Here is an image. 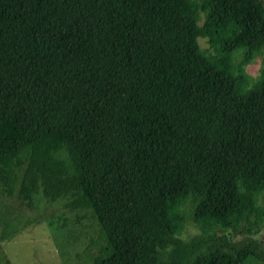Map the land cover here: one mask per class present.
Returning a JSON list of instances; mask_svg holds the SVG:
<instances>
[{"label": "trees", "instance_id": "obj_1", "mask_svg": "<svg viewBox=\"0 0 264 264\" xmlns=\"http://www.w3.org/2000/svg\"><path fill=\"white\" fill-rule=\"evenodd\" d=\"M263 48L261 0H0V196L87 214L89 264L264 263Z\"/></svg>", "mask_w": 264, "mask_h": 264}, {"label": "rangeland", "instance_id": "obj_2", "mask_svg": "<svg viewBox=\"0 0 264 264\" xmlns=\"http://www.w3.org/2000/svg\"><path fill=\"white\" fill-rule=\"evenodd\" d=\"M264 3V0H261ZM201 49H208L204 39L199 38ZM240 55V57H239ZM245 55V48L235 51L232 59L237 63ZM264 64V48L257 52L245 70L256 77ZM76 220V212L63 207V202L47 203L35 198L26 207L15 198L0 196V229L5 223L15 224L18 231L10 240L0 241V264H89V256L95 253L98 242L97 227L84 212ZM200 235L196 226L187 222L182 238L189 241ZM235 245L257 243L264 250V225L257 235L232 234ZM245 264H264L247 261Z\"/></svg>", "mask_w": 264, "mask_h": 264}]
</instances>
